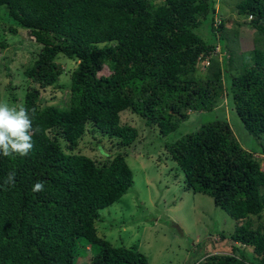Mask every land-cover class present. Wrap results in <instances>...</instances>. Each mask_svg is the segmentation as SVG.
I'll list each match as a JSON object with an SVG mask.
<instances>
[{"label":"trees","instance_id":"1","mask_svg":"<svg viewBox=\"0 0 264 264\" xmlns=\"http://www.w3.org/2000/svg\"><path fill=\"white\" fill-rule=\"evenodd\" d=\"M235 11L251 16L236 21L254 30L248 51L233 46L236 30L227 35L215 22L211 0H0V28L28 31L37 44L18 102L33 116V149L0 154V264H148L135 248L98 236L95 225L133 186L126 158L140 136L120 115L141 117L164 138L225 99L255 147L244 149L224 116L164 144L163 155L185 189L209 196L236 223L230 235L209 239L194 264H264V170L255 157L264 156V0H241ZM204 23L210 43L195 33ZM61 57L75 64L67 101L46 106V89L65 88L56 86ZM10 99L17 101L14 92ZM81 142L98 158L81 153ZM12 172L15 183L5 185ZM38 181L44 190L33 192Z\"/></svg>","mask_w":264,"mask_h":264},{"label":"rangeland","instance_id":"2","mask_svg":"<svg viewBox=\"0 0 264 264\" xmlns=\"http://www.w3.org/2000/svg\"><path fill=\"white\" fill-rule=\"evenodd\" d=\"M211 1L214 3L215 22H223L227 35H231L234 30L238 33L232 38L233 46L238 48L236 50L240 52L252 49L255 46L254 30L247 26L236 27V21H252L236 14L235 7L241 0ZM2 24L0 23L1 27ZM9 27V24H5L3 29L0 28V102L18 106L27 87L23 71L31 62L33 53L36 54L37 44L33 34L22 29H19L17 34H12ZM195 33L211 42L207 23L195 30ZM216 35L220 37L221 32ZM227 41L222 39L218 42V49ZM216 53L219 55V50H216ZM215 56L211 54L209 57ZM58 62L64 74L56 86L65 85V88L46 89L41 94L46 106H55L67 101L68 78L75 64L63 57ZM197 68L206 72V68L200 63ZM13 92L17 101L10 99ZM120 116L121 124L135 128L140 136L136 149H132L126 158L133 174V186L118 202L100 211L101 221L95 224L98 236L113 246L135 248L146 256L148 264H194L208 251L205 243L209 239L217 242L220 233L230 235L234 232L236 223L216 207L209 196L185 189L183 174L175 170L174 163L164 157V144L174 143L184 135L197 131L201 124L224 116L244 149L255 147L253 139L226 99L220 104H214L211 113L192 115L164 138L159 136L157 129L146 126L141 117L129 111ZM93 146L81 142L78 150L98 158ZM98 150L103 155V151ZM258 156L260 155H255L261 159V169L264 170V156ZM214 247L217 248L218 245ZM92 248L91 254L97 251L96 247ZM216 253V249L211 252Z\"/></svg>","mask_w":264,"mask_h":264},{"label":"clouds","instance_id":"3","mask_svg":"<svg viewBox=\"0 0 264 264\" xmlns=\"http://www.w3.org/2000/svg\"><path fill=\"white\" fill-rule=\"evenodd\" d=\"M251 20V16L248 17ZM34 113V110H32ZM33 116L30 110L24 106H10L6 102H0V154L5 157L18 155L26 157L33 149L32 135ZM15 183V172L9 173L4 180L5 185ZM44 183L38 181L33 185V192H42Z\"/></svg>","mask_w":264,"mask_h":264},{"label":"built area","instance_id":"4","mask_svg":"<svg viewBox=\"0 0 264 264\" xmlns=\"http://www.w3.org/2000/svg\"><path fill=\"white\" fill-rule=\"evenodd\" d=\"M216 50H219L218 48L216 49ZM212 53L210 52V54H209V56L211 55ZM217 53H216V51H215V53H213V55H216ZM208 57H205V58H203L202 60H203V62H201L202 64H204L206 67L208 66V64H209V60L207 59Z\"/></svg>","mask_w":264,"mask_h":264}]
</instances>
